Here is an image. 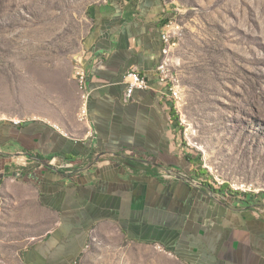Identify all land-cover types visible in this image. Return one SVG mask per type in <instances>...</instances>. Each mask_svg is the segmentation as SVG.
I'll return each instance as SVG.
<instances>
[{
    "label": "crops",
    "instance_id": "1",
    "mask_svg": "<svg viewBox=\"0 0 264 264\" xmlns=\"http://www.w3.org/2000/svg\"><path fill=\"white\" fill-rule=\"evenodd\" d=\"M171 14L163 0L94 6L68 71L0 118V264H264V201L200 181L156 79ZM131 70L150 88L126 101Z\"/></svg>",
    "mask_w": 264,
    "mask_h": 264
},
{
    "label": "rangeland",
    "instance_id": "2",
    "mask_svg": "<svg viewBox=\"0 0 264 264\" xmlns=\"http://www.w3.org/2000/svg\"><path fill=\"white\" fill-rule=\"evenodd\" d=\"M105 1L0 0V118L26 115L41 101L38 83L68 71L91 10ZM163 1L167 23L179 26L173 72L181 92L173 104L182 143L204 178L251 187L264 201V0Z\"/></svg>",
    "mask_w": 264,
    "mask_h": 264
},
{
    "label": "built area",
    "instance_id": "3",
    "mask_svg": "<svg viewBox=\"0 0 264 264\" xmlns=\"http://www.w3.org/2000/svg\"><path fill=\"white\" fill-rule=\"evenodd\" d=\"M179 26H174L173 24L167 23L162 31V41H163V48H162V58L160 62L158 63L156 69H155V76L156 79L160 84H164L168 87L169 95L170 97L178 103V100L180 99V87L178 82V77L173 72L174 67V57L173 52L177 45V38L176 36L179 34L178 30ZM76 75L78 76L80 84H83L85 82V71L84 68L78 64L76 66ZM139 89H149L150 83L148 79L140 74L137 70H131L127 74V89L125 93V99L126 101L130 100L134 94V91ZM172 174L168 173L167 177H171ZM196 185H200L199 183H196ZM219 185H222L219 183ZM236 192L241 193H254L249 187L248 189L241 187H235L233 188Z\"/></svg>",
    "mask_w": 264,
    "mask_h": 264
},
{
    "label": "trees",
    "instance_id": "4",
    "mask_svg": "<svg viewBox=\"0 0 264 264\" xmlns=\"http://www.w3.org/2000/svg\"><path fill=\"white\" fill-rule=\"evenodd\" d=\"M169 20H165L164 23H167ZM173 110L176 111L175 107H173ZM192 160V159H191ZM192 163L194 165H197L196 168H195V172H196V175L199 176V179L201 182H203L205 184V186L209 187L211 190L213 191H218V189H221V188H225L226 190V193L227 195H231L233 197H238V196H242L245 200V202L249 203L251 200L249 199V197H251L253 194L252 193H241V192H235L233 190H231L229 187H225L224 185H218V184H215L211 181H209L208 179L204 178L203 174L205 173V169L202 168V164L201 162L197 159V160H192ZM255 196V195H253ZM255 201V200H254Z\"/></svg>",
    "mask_w": 264,
    "mask_h": 264
},
{
    "label": "water",
    "instance_id": "5",
    "mask_svg": "<svg viewBox=\"0 0 264 264\" xmlns=\"http://www.w3.org/2000/svg\"><path fill=\"white\" fill-rule=\"evenodd\" d=\"M200 186H203V184L201 182H199Z\"/></svg>",
    "mask_w": 264,
    "mask_h": 264
},
{
    "label": "bare ground",
    "instance_id": "6",
    "mask_svg": "<svg viewBox=\"0 0 264 264\" xmlns=\"http://www.w3.org/2000/svg\"><path fill=\"white\" fill-rule=\"evenodd\" d=\"M196 183H199V182H196Z\"/></svg>",
    "mask_w": 264,
    "mask_h": 264
}]
</instances>
